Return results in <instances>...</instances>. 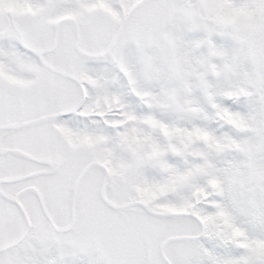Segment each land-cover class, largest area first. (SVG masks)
Here are the masks:
<instances>
[{
	"label": "snow or ice",
	"instance_id": "snow-or-ice-1",
	"mask_svg": "<svg viewBox=\"0 0 264 264\" xmlns=\"http://www.w3.org/2000/svg\"><path fill=\"white\" fill-rule=\"evenodd\" d=\"M0 264H264V0H0Z\"/></svg>",
	"mask_w": 264,
	"mask_h": 264
}]
</instances>
